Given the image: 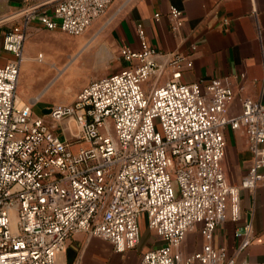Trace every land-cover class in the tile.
<instances>
[{"label": "built area", "instance_id": "1", "mask_svg": "<svg viewBox=\"0 0 264 264\" xmlns=\"http://www.w3.org/2000/svg\"><path fill=\"white\" fill-rule=\"evenodd\" d=\"M112 1L33 4L0 37V54H11L0 65V264H67L57 254L79 232L124 252L140 243L141 217L165 243L146 250L139 264H246L239 257L252 242L251 222L235 231L240 241L232 253L212 241L229 206L239 218L240 190L264 186V96H243L240 114L229 116L235 98L229 77L183 82L191 57L171 53L159 62L162 53L139 24L140 48H120L126 65L91 80L74 101L54 103L45 115L18 104L32 22L78 36ZM169 17L178 31L183 11L171 6ZM167 69L170 77L161 81ZM64 118L77 126L70 137L56 131ZM226 127L243 129L252 153L239 184L229 182L223 166ZM195 229L205 241L185 253L181 245Z\"/></svg>", "mask_w": 264, "mask_h": 264}, {"label": "crops", "instance_id": "2", "mask_svg": "<svg viewBox=\"0 0 264 264\" xmlns=\"http://www.w3.org/2000/svg\"><path fill=\"white\" fill-rule=\"evenodd\" d=\"M56 1L8 0L10 12L6 16L22 21L23 11L29 6H53ZM171 6L183 11L184 23L178 31L171 27ZM156 13H160L159 18L155 17ZM139 24L142 25L148 44L162 53L158 56L159 62L166 63L171 53H184L191 57L193 66L183 71V82H208L212 78L229 77L235 92L229 116L240 114L243 96L253 99L264 96V0H113L107 12L80 36L87 40V44L97 43L98 47H104L106 40L111 38L119 52L123 45L138 50ZM31 26L42 27L37 22H32ZM9 28L0 30V37ZM93 36L94 39L90 40ZM10 57L11 54L7 52L1 53L0 65ZM24 60L25 67L39 66L34 63L29 52L26 55L24 53ZM124 65L123 61L121 67ZM241 73L245 74L243 78L240 77ZM169 77L167 69L161 81ZM60 85L63 83L54 90ZM52 91L49 89L47 94H53ZM36 98L27 99L22 92L17 94L18 104H29L36 114L45 115L52 104L48 105L49 100L41 99L40 95ZM69 120V136L64 134L65 129L62 127V130H57L60 123L55 124L56 131L63 137H70L75 132L71 122L74 119ZM225 137L224 170L229 182L239 184L251 163L248 139L243 129L234 130L230 127L225 128ZM239 211V218L234 220L229 206L227 217L217 227L212 242L215 246H226L229 252H234L240 241L235 231L242 230L247 222H251L253 239L247 252L240 255L239 263L264 264V186L253 190L241 189ZM140 228V243L124 252H117L105 238L90 236L86 232L76 233L57 254V260L67 264H139L146 250L165 243L155 230L147 226L145 217L140 218ZM204 241L199 230L195 229L188 232L181 248L185 253L194 252L202 247Z\"/></svg>", "mask_w": 264, "mask_h": 264}, {"label": "rangeland", "instance_id": "3", "mask_svg": "<svg viewBox=\"0 0 264 264\" xmlns=\"http://www.w3.org/2000/svg\"><path fill=\"white\" fill-rule=\"evenodd\" d=\"M12 17L6 16L2 19L6 21L0 23V30L21 22ZM92 39L94 36L90 38ZM86 41L80 35L72 36L59 29L49 30L44 27L30 26L26 31L23 52L25 55L29 52L34 63L39 66L36 68L32 66L33 68L29 69L25 67L26 60L22 62L16 93L22 92L27 99L32 100L40 95L41 99L49 100L48 105L70 103L91 80L121 69L123 59L111 38L106 40L104 47L103 45L98 47L97 43L92 42L87 44ZM66 42L75 43V46L67 47ZM39 53L44 56L42 61L37 58ZM124 64L126 65V62ZM65 75L70 77L65 78ZM60 83L63 85L54 90ZM49 89L53 90V94H47ZM69 119L64 118L58 122L60 124L57 126L58 131L65 129L64 134L67 136H69L67 124ZM71 122L72 128L76 130L75 121ZM173 185L178 195V184L174 174Z\"/></svg>", "mask_w": 264, "mask_h": 264}, {"label": "water", "instance_id": "4", "mask_svg": "<svg viewBox=\"0 0 264 264\" xmlns=\"http://www.w3.org/2000/svg\"><path fill=\"white\" fill-rule=\"evenodd\" d=\"M9 12L8 0H0V20L4 19Z\"/></svg>", "mask_w": 264, "mask_h": 264}, {"label": "bare ground", "instance_id": "5", "mask_svg": "<svg viewBox=\"0 0 264 264\" xmlns=\"http://www.w3.org/2000/svg\"><path fill=\"white\" fill-rule=\"evenodd\" d=\"M66 46H67V47H69V46H72V47H73V46H75V43H70V44H69L68 42H66ZM103 54H104V53H103ZM23 60H24V53H23ZM27 67H28L29 69L31 68L30 65H28ZM33 67L36 68L35 65H34ZM68 77H70V76L65 75V78H68ZM35 99H37V98H35Z\"/></svg>", "mask_w": 264, "mask_h": 264}]
</instances>
